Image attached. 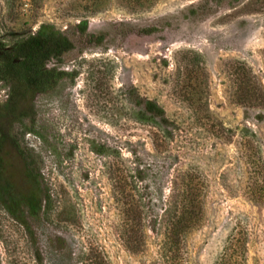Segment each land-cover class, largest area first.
Wrapping results in <instances>:
<instances>
[{
  "label": "rangeland",
  "instance_id": "obj_1",
  "mask_svg": "<svg viewBox=\"0 0 264 264\" xmlns=\"http://www.w3.org/2000/svg\"><path fill=\"white\" fill-rule=\"evenodd\" d=\"M42 24L74 48L48 64L65 75L15 128L37 182L5 156L14 192L42 209L31 242L0 204V264L100 252L108 264H215L237 219L245 264H264V205L251 200L264 194V0H0L5 45ZM8 91L0 83V104ZM191 178L201 218L172 241L164 209Z\"/></svg>",
  "mask_w": 264,
  "mask_h": 264
},
{
  "label": "trees",
  "instance_id": "obj_2",
  "mask_svg": "<svg viewBox=\"0 0 264 264\" xmlns=\"http://www.w3.org/2000/svg\"><path fill=\"white\" fill-rule=\"evenodd\" d=\"M81 28L85 32L87 23L83 22ZM73 48L70 38L50 24H42L35 33L18 39L12 45H5L0 38V83H6L9 87L6 100L0 104V204L12 219L22 225L31 242H35L36 236L28 218L39 215L42 200L34 195H17L14 192L12 182L5 175V156L14 151L25 162L28 181L37 182L15 128L23 119L31 117L32 101L36 94L53 89L65 75L48 64L52 60L60 62L63 55ZM144 111L155 119L168 122L165 110L154 101H146ZM183 189L171 204L174 209H164L171 217L166 232L169 240L185 233L201 218L203 201L200 183L191 178ZM251 194L252 201L264 205L263 193ZM248 242V231L243 221L237 219L215 264H245ZM100 253L94 256L84 253L81 264H108Z\"/></svg>",
  "mask_w": 264,
  "mask_h": 264
},
{
  "label": "built area",
  "instance_id": "obj_3",
  "mask_svg": "<svg viewBox=\"0 0 264 264\" xmlns=\"http://www.w3.org/2000/svg\"><path fill=\"white\" fill-rule=\"evenodd\" d=\"M6 97H7V94H6Z\"/></svg>",
  "mask_w": 264,
  "mask_h": 264
}]
</instances>
